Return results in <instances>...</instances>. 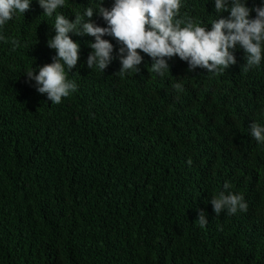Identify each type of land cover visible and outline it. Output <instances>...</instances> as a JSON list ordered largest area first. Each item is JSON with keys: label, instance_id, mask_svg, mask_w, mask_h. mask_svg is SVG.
<instances>
[{"label": "trees", "instance_id": "trees-1", "mask_svg": "<svg viewBox=\"0 0 264 264\" xmlns=\"http://www.w3.org/2000/svg\"><path fill=\"white\" fill-rule=\"evenodd\" d=\"M188 10L206 23L202 4ZM54 19L32 0L0 30V264H264V144L249 134L264 124V65L246 72L244 111L223 114L201 68L173 56L157 76L142 54L139 73H119V59L100 72L80 44L77 91L52 104L24 72L52 62ZM220 181L247 211L213 213Z\"/></svg>", "mask_w": 264, "mask_h": 264}, {"label": "clouds", "instance_id": "clouds-1", "mask_svg": "<svg viewBox=\"0 0 264 264\" xmlns=\"http://www.w3.org/2000/svg\"><path fill=\"white\" fill-rule=\"evenodd\" d=\"M31 3L0 0V30L18 14L30 10ZM38 3L46 17L55 15L52 37L47 41L55 55L51 63L35 71L30 67L24 73L26 82H34L35 90L45 94L52 104H60L77 91L68 72L77 65L80 44L92 49L86 58L87 67L100 72L119 59V73H139L146 54L152 59L151 72L157 76L169 73L168 60L173 56L185 61L188 71L201 68L209 77L208 92L215 110L223 114L236 108L244 111L248 98L244 95L248 89L246 72L264 65V0H253V7L246 0H79L84 9L74 13L72 20L57 11L67 7V0ZM197 3L206 9V23L188 17V7ZM214 10L215 16L225 17L216 19ZM252 12L255 15L251 16ZM99 20L106 26L97 25ZM104 36L113 37L121 45L115 55L113 43ZM92 37L94 42H90ZM0 42L8 43L2 31ZM10 43L13 50L19 45L16 39ZM232 68L242 71L243 77ZM249 134L258 144H264V124L253 122ZM231 189V183L220 181L218 190L212 193L215 196L210 203L217 216L247 211L244 195ZM196 220L202 228L207 225L204 210L197 211Z\"/></svg>", "mask_w": 264, "mask_h": 264}, {"label": "bare ground", "instance_id": "bare-ground-1", "mask_svg": "<svg viewBox=\"0 0 264 264\" xmlns=\"http://www.w3.org/2000/svg\"><path fill=\"white\" fill-rule=\"evenodd\" d=\"M125 232V231H124ZM85 236V235H84ZM86 237V236H85ZM241 245V244H240Z\"/></svg>", "mask_w": 264, "mask_h": 264}]
</instances>
